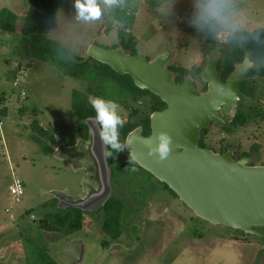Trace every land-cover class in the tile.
<instances>
[{
    "label": "rangeland",
    "instance_id": "1",
    "mask_svg": "<svg viewBox=\"0 0 264 264\" xmlns=\"http://www.w3.org/2000/svg\"><path fill=\"white\" fill-rule=\"evenodd\" d=\"M30 2L31 0H0V8L6 5L11 7L18 14L19 26L25 13L23 10L28 8ZM196 2L197 0H123L118 7L106 8L100 20L84 22L76 18L74 0H63L48 36L59 41L72 54L82 56L89 44L112 47L120 42L117 30L122 27L115 15L118 12L121 15L130 13L134 23L126 32L130 31L135 36L137 52H143L151 59L167 45L173 52L167 68L179 66L188 69L187 76L193 79L197 91H201L204 84L200 79V72L205 65V50L208 48L214 59H217L219 50L223 51L228 47L229 35L264 29V0H230L226 17L229 25L234 27L229 28L224 23H219L216 25L215 35L207 26L200 27L193 23L196 19ZM17 4L23 7L22 10ZM16 34L0 32V91H4L6 95V115L0 133V264H26L31 246L21 238V234L24 236L22 230H29L36 236L39 232L36 230L38 218L53 211V205L57 201L52 192L64 190L70 195L77 194L81 191L83 177V171H74L65 161L45 153L33 141L30 124L37 119L49 132L54 133L58 144L72 145L77 137V129L71 109V93L74 89L83 91L86 82L64 76L50 64L40 60L32 61L30 66H23L18 72L14 71V67L7 66L3 58L7 55V59H14L11 53L19 44ZM207 37L212 38L211 42L207 41ZM212 45L215 49L211 48ZM12 60L8 62L11 63ZM198 68L199 74L196 73ZM23 72L26 73L25 76ZM15 77L20 80L16 86L13 85ZM255 84L259 87L258 96L253 99L243 96L240 107L250 114L249 121L243 126L229 125L228 132L213 123L202 139L214 151L231 150L234 157H239L243 151L255 152L257 158L251 164L264 165V78H257ZM22 91L25 92L23 98L20 97ZM146 102V99H142L132 104L137 108L132 120L147 113ZM233 112L229 108L223 109V115L228 120L232 118ZM120 114L125 120L129 118L126 110L120 109ZM118 157L120 160L124 158L122 153ZM11 169L24 184V194L19 202H15L9 192ZM125 176L123 174L117 177L121 186L126 181L125 195L142 202L139 215L131 219L129 231L123 234V243L127 248H122L118 253L107 252L98 244L96 233L84 237L78 231L50 242L49 254L57 264H66L60 253L75 238H81L86 247L82 260L77 264H135L138 259H141L138 264H149L151 261L156 264L162 251L164 254H176L179 250H185L187 241L198 246L197 250L212 257L214 262L224 259V264H240L245 260L250 263L254 251L252 244H220L222 241L219 235L225 232V226L195 217L192 221L182 223L181 232L178 228L182 220L174 223L170 219L171 224L167 229L168 226L163 223L165 214L172 216L175 212L169 206L165 211L163 209L167 202L174 199L173 196L164 193L161 188L155 195L144 191L138 195L134 191L138 185L141 187L140 182H129L130 179ZM156 198L161 204H154ZM153 206L161 209L154 213L157 210H153ZM132 208L135 211L130 206L124 209ZM129 215L130 211H124V216ZM84 227L90 232L93 230L92 222L87 219ZM44 235L47 242L53 239V236ZM248 235L250 240L252 235ZM131 238H134V242ZM191 261L196 264L194 259Z\"/></svg>",
    "mask_w": 264,
    "mask_h": 264
},
{
    "label": "water",
    "instance_id": "2",
    "mask_svg": "<svg viewBox=\"0 0 264 264\" xmlns=\"http://www.w3.org/2000/svg\"><path fill=\"white\" fill-rule=\"evenodd\" d=\"M80 57L81 62L92 58L119 75H129L136 87L151 92L166 105L149 115L148 136H143L142 127L137 126L124 138V142H130L125 151L138 157L137 165L166 184L195 216L211 224L259 235L264 241V235L255 230L264 227V165H250L253 156L234 160L231 151L218 154L198 145L201 130L208 129L212 122L229 127L223 116L224 108L240 109L243 95L239 84L250 70L260 65V61L252 58V51L243 52L223 82L207 48L200 72L206 90L198 94L189 76L181 83L175 81L176 74L167 68L173 58L167 45L149 60L143 52L132 55L120 42L115 47L89 44ZM93 118L84 121L88 127L86 139L77 135L72 145L58 144L52 152L74 171L84 172L79 193L52 192L57 198V209L74 207L97 214L112 196L99 138L90 135ZM162 130L173 138L172 153L163 162L148 155L145 143L148 139L155 140ZM77 244L82 242L70 241L60 257L69 261L70 250Z\"/></svg>",
    "mask_w": 264,
    "mask_h": 264
},
{
    "label": "trees",
    "instance_id": "3",
    "mask_svg": "<svg viewBox=\"0 0 264 264\" xmlns=\"http://www.w3.org/2000/svg\"><path fill=\"white\" fill-rule=\"evenodd\" d=\"M63 0H31L24 16L18 26V16L7 7L0 8V32L14 34L17 32L19 44L12 50V56L24 60L23 66H30L32 61L40 60L50 64L55 70L64 76L70 78L82 79L86 82L83 91L72 90L71 93V109L75 117L77 135L86 139L88 136V127L85 120L95 116V112L87 102L89 95L103 96L106 99H112L120 105V109L128 111L129 118L122 129H120V140L124 142L127 133L137 126L142 127V133L148 135L150 132L149 115L158 110H162L166 105L149 91H142L136 87L129 75H119L109 66L97 62L89 58L81 62V57L72 54L59 41L50 38L48 32L52 27L55 16L59 10ZM115 18L121 24L122 28L117 30V35L120 38V44L132 55L137 53L136 39L130 31L126 32L127 28H131L134 19L128 13L121 15L116 13ZM212 34L215 31L209 30ZM107 32V29H106ZM212 38L207 37V41L211 42ZM228 47L221 51L217 59H214L216 71L222 80L232 70L233 63L240 61L244 51L251 50L252 58L260 61V65L250 70L243 81L239 84L240 93L251 99L258 96L259 87L256 86L257 78H264V29L254 30L250 33H234L227 38ZM104 46V45H100ZM107 47V46H104ZM112 47H115L112 46ZM215 49V46H211ZM217 51V49H216ZM150 58L147 57V60ZM169 70L173 71L175 81L180 83L183 77L189 74V70L179 66H170ZM200 69L196 70L199 74ZM146 99L147 113L142 114L137 119H131L137 113V108L132 104ZM0 102L3 104L2 116L6 115V106L4 107V94L0 93ZM250 118L249 113L244 111H236L232 123L233 125L243 126ZM32 130V139L41 149L52 154L58 142L54 139V133L41 124L37 119H34L30 124ZM221 130L228 132L229 127H223ZM208 132L207 129H202L200 134V145L203 144V136ZM45 139V140H43ZM124 156V163L121 170H131V167L136 164H130L128 161V153L121 151ZM120 153V152H119ZM119 153H114L113 157L107 158L106 161L115 170L120 164L118 162ZM174 193V192H173ZM56 201L53 205V211L45 213L39 219L38 229L45 234L53 236V239L58 237L69 236L83 229L84 215L86 214L79 208L69 207L67 209H56ZM124 208V203L121 199L111 198L106 201L103 207L102 215L100 216V224L112 237H117L120 231L119 219ZM28 235V234H27ZM26 235V236H27ZM29 242L33 244V259L30 264H55L52 258L45 250V244L41 238L34 235L27 236ZM45 238V237H44Z\"/></svg>",
    "mask_w": 264,
    "mask_h": 264
},
{
    "label": "flooded vegetation",
    "instance_id": "4",
    "mask_svg": "<svg viewBox=\"0 0 264 264\" xmlns=\"http://www.w3.org/2000/svg\"><path fill=\"white\" fill-rule=\"evenodd\" d=\"M186 76L187 75H185L184 77H186ZM184 77H183V79H184ZM225 79H226V77H225ZM225 79L224 80L221 79V80L224 82ZM193 83H194V86H195V93L196 94L204 92L206 90V85L204 84L203 90L197 91L196 84H195L194 81H193ZM240 110L242 111L241 108L239 109V111ZM235 112L236 111L233 112V116H234ZM233 116H232V118L230 120H228L224 116V118L229 121V125H231V126L233 125V123H232ZM213 123L214 122H212L211 125ZM149 134H150V132H149ZM142 135L143 136H148V135H144L143 133H142ZM200 138H201V134H200ZM200 138H199V143H200ZM202 142H203L204 146H201L199 143H198V145L201 146V147L208 148V149L212 150L214 153L223 154V153H225L227 151H231L229 149H221V150L219 149V150L214 151L204 141H202ZM120 153H122V152H120ZM254 154H255V152L243 151V152L240 153L239 157H234V154L232 152V157H233L234 160H238V159H240L242 157H245V156H248V157L253 156L254 158H257ZM123 159L122 160H118V162L120 164L117 166L118 168H116L115 170H113L112 166L110 164H108V162L106 161L107 162L106 174L108 173L107 179H108V183H109V186H110V189H111V193H112V196L109 197V199H111V198L121 199L123 201V203H124V208L129 207V206L130 207H134L135 211L133 210V208H132L133 211L132 210H125L123 208V210H122L123 212L121 213L120 219H119V227H120L119 229H120V231H119V234H118L117 237H112L111 234H109L108 232H106V230H104V228H102V225L100 224V222H101L100 221V216L102 215L103 209H102V211L100 213H97V214H93V213H90V212H85L86 214L84 215V220L87 219L88 221L92 222L93 230L91 232L89 230H85L84 229L85 228L84 225H83V229L80 230L82 232V236H84V237H86L85 235L93 234V233L95 234L96 233L97 234L96 238L98 239V244H100L101 248L103 250L107 251V252L111 251V252H114V253H118L122 248H127L126 246H124V243H123V236H124L123 234L126 231H129V226H130V224L132 222L131 219H133V218H135V217H137L139 215V212H140L139 209H141L140 204L142 203V202L138 201L140 199H136V198L134 199L133 196H131L132 198L131 197L128 198V196L125 195V192H126V187H125L126 181H125L124 185L121 186L120 182L117 180L118 176H121L123 174L126 175L128 177L127 179H130L129 182H131L133 180V181H135L137 183V180H138L140 182L141 187H139V185H138L139 188L137 187V189L134 191V193H136L138 195H141L139 193H141L143 191L145 193H150V194H154L155 195L156 193H158L156 191L161 188L164 193H166V194L168 193V195L173 196L174 199L171 200L170 202H167V204H165L166 206L163 209V211H165L167 206H169L170 209L175 212V213L172 214V216H171V214L169 216H167L165 214V218L163 220V223L166 226H168L167 229L170 227V224H171L170 219H172V221H174V223L178 222V220H182V221L179 222V225L180 224L181 225L178 228V231L181 232L180 228H182L181 226H183L182 223L188 222V221H192L195 217H197V216L193 215V212L183 202H181L179 200L178 196L175 193H173V191L166 184L160 182L152 174H150L149 172H147L143 168L139 167L137 164L135 166H133V167H135L137 169L136 171L121 170L120 168L123 167L124 163H126V162H124ZM250 165H263V164H261V163H259V164L258 163H256V164L252 163L251 164L250 163ZM133 167H131V169ZM83 174H84V172H83ZM141 179H143V181ZM120 192H122V193L120 194ZM109 199H107V200H109ZM155 202L159 203L160 201L158 200V198H156L154 200V204L157 205V203H155ZM159 204H161V203H159ZM56 205H57V203L55 204V208H56ZM143 205H145V204H143ZM152 209L153 210L156 209L157 211H154V213H156L161 208L157 209L156 206L155 207L153 206ZM182 210L187 211V213L183 212ZM124 211L125 212L126 211H130V215L129 216H124ZM177 211H179V212H177ZM33 218H34V216H33ZM40 218H42V216L39 217L38 220ZM197 218H200V217H197ZM36 230L39 231L40 233L38 232L36 236L34 235V237H38V238H41V240H43L44 244L46 245L45 246V250L49 254L48 246H49L50 242H52L54 239H51V240H49L47 242L45 240V238H44L45 237L44 232L42 230H40V229H36ZM255 230L261 232L264 235V227H257V228H255ZM22 231H23V235L24 236H22V234H21L20 235L21 238L24 239V241L31 246V252H30L31 254H30L29 258L26 259V264H30V262L33 259V253H32L33 252V244L31 242H29L27 236L28 235H33V234L30 233V231L26 230V229L25 230L23 229ZM224 231L225 232H223V234L219 235V239H220V241H222L220 244H223L224 246L225 245L229 246L230 243H235V244L236 243L237 244H240V243L247 244V243H249V245L252 244V246H253L252 250H254V251H253V253L251 255L250 263L245 262L246 261L245 260L244 262H241L240 264H264V241H263V237H261L259 235H256V234L245 233L242 230L234 229V228H231V227L224 228ZM248 234L252 235L250 240H249V235ZM66 237H68V236H64V238H66ZM131 239L134 242V238H131ZM137 239H139V238H137ZM73 240L74 241L80 240L82 242V244H77L74 248H72L70 250V253L68 255V260L69 261L62 259L66 264H77V263H79L82 260L83 255L85 253V248L86 247H85L84 241L81 238H75ZM73 240H70V241H73ZM184 247H185V250L184 249L179 250L176 254H171V253L170 254H164L165 252L162 251V255H159L157 257L158 260H157L156 264H192L193 263V261H191L192 259L195 260L196 264H218V263L219 264H224V261H223L224 259L220 260V262H219V260L214 262V259L212 257H210L208 255H205V253H200L197 250L198 246L193 245L190 241L189 242L187 241V243H186V245ZM165 250H166V248H165ZM212 250L213 249H211V251ZM174 251L176 252V250H174ZM49 256L52 258V256L50 254H49ZM141 256L142 255H139L140 258H142ZM52 260L55 262V264H57L56 261L53 258H52ZM140 260L139 259L136 260L135 264H138V262H140ZM143 261H146V260H143ZM151 262L149 264H155V263H151Z\"/></svg>",
    "mask_w": 264,
    "mask_h": 264
},
{
    "label": "clouds",
    "instance_id": "5",
    "mask_svg": "<svg viewBox=\"0 0 264 264\" xmlns=\"http://www.w3.org/2000/svg\"><path fill=\"white\" fill-rule=\"evenodd\" d=\"M122 3L123 0H74L76 18L84 22L98 21L104 15L106 8L118 7ZM229 3L230 0H197L196 19L193 23L200 27L207 26L211 31H215L219 23H224L229 28L234 27L229 25L226 17ZM87 102L95 112L90 135L93 138H99L100 155L106 159L111 158L114 153L123 151L130 143L120 140V129L126 123L120 114V105L112 99L94 95H89ZM145 143L148 155L154 156L161 162L167 160L173 150V138L167 131L158 132L155 140L148 139ZM128 161L130 164L139 163L135 154H129ZM131 170L137 169L133 167Z\"/></svg>",
    "mask_w": 264,
    "mask_h": 264
},
{
    "label": "built area",
    "instance_id": "6",
    "mask_svg": "<svg viewBox=\"0 0 264 264\" xmlns=\"http://www.w3.org/2000/svg\"><path fill=\"white\" fill-rule=\"evenodd\" d=\"M23 75L25 76L26 73L23 72ZM19 81H20L19 78L15 77L13 81V85L16 86L19 83ZM24 96H25V92L22 91L20 93V97L23 98ZM2 109H3V104H1L0 102V133H1L2 126H3V116L1 114ZM9 192L15 202H19L24 194L23 181L21 180V178H19L18 176L12 173V169H11V183L9 185ZM31 218H33V216Z\"/></svg>",
    "mask_w": 264,
    "mask_h": 264
},
{
    "label": "crops",
    "instance_id": "7",
    "mask_svg": "<svg viewBox=\"0 0 264 264\" xmlns=\"http://www.w3.org/2000/svg\"><path fill=\"white\" fill-rule=\"evenodd\" d=\"M18 5V4H17ZM1 7H7L8 9H10L12 12H14L15 14H17L11 7L9 8L7 5L6 6H1ZM19 9L22 10L23 7H21V5H18ZM27 9H24L23 11H26ZM18 16V14H17ZM19 19V17H18ZM20 20V19H19ZM2 33V32H1ZM17 33V32H16ZM15 33V34H16ZM17 35V34H16ZM6 37V36H5ZM8 37V36H7ZM9 53V52H8ZM0 54H1V50H0ZM7 54V53H6ZM7 57V55H6ZM3 58V60H5L7 62V66H9L10 68L14 67V71H17L20 69V67L22 66V64H24V60H21L20 58L18 57H14V59H10V58ZM9 60H12L11 63H9L8 61ZM11 65V66H10ZM21 65V66H20ZM20 66V67H19ZM0 93H3L4 94V107H5V102H6V95H5V92L4 91H0Z\"/></svg>",
    "mask_w": 264,
    "mask_h": 264
}]
</instances>
